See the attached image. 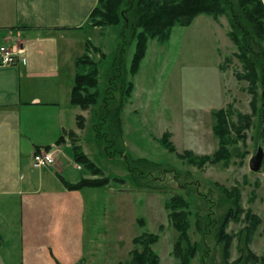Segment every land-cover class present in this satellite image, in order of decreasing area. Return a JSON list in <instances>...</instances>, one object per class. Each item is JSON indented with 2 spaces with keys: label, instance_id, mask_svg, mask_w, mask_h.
<instances>
[{
  "label": "rangeland",
  "instance_id": "1",
  "mask_svg": "<svg viewBox=\"0 0 264 264\" xmlns=\"http://www.w3.org/2000/svg\"><path fill=\"white\" fill-rule=\"evenodd\" d=\"M97 28L86 31L83 39L89 38L97 45L96 48L91 45L89 57L99 61L97 88L103 93L105 72L112 66L119 45V28ZM229 30L225 16L213 19L204 14L197 15L186 27L175 25L166 41L149 39L138 72L129 77L134 89L122 113V148L129 160L144 158L159 163L161 168H175L181 173L177 180L173 177L175 172H155L156 182L149 188H139L123 157L105 155L108 143L103 139L94 142L92 125L96 120L91 111L96 105L88 109L89 120L82 136L85 154L101 168L104 176L123 182L111 180L105 187L83 189L84 249L91 246L89 252L93 255L77 264H126L131 251L141 249L133 238L146 234L158 235V240L151 245L158 264H181V251L179 256L172 252L178 232L168 218L164 202L173 195H181L189 202L187 232L190 242L198 243L201 235L196 230L195 220L199 217L204 221L205 214L211 212L215 217L224 211V207H216L222 190L235 194L242 208L238 219L229 222L224 230L231 237L227 257L224 258L213 236L214 227L208 225L207 219L205 230L209 233L202 248L187 259V264H232L239 258L238 244L243 241L239 242V235L247 225L246 212L259 218L248 247L259 257L264 256V160L258 172L249 168V160L259 146L264 157L263 87L256 83V108L252 111L248 81L236 77L237 73H243V67L234 55L236 48L227 35ZM8 48H14L21 55L19 47ZM133 51L134 42L127 49V67ZM83 68L77 66L80 72ZM219 108L230 112L229 126L240 127L238 133L230 129L233 141L226 147L232 155L217 163L189 164L187 159L179 157L184 150H191L195 155H210L217 149L218 139L212 127L215 124L213 110ZM245 114L250 118L249 126H244ZM166 131L170 133L168 140L173 143L175 152H169L158 141ZM73 141L76 140L70 137L71 145ZM77 168H81V174L70 167L68 170L72 176H84L86 170L82 165Z\"/></svg>",
  "mask_w": 264,
  "mask_h": 264
},
{
  "label": "crops",
  "instance_id": "2",
  "mask_svg": "<svg viewBox=\"0 0 264 264\" xmlns=\"http://www.w3.org/2000/svg\"><path fill=\"white\" fill-rule=\"evenodd\" d=\"M96 3L0 0V45L19 47L24 58L0 64V264H77L93 255L83 241V189L89 187L69 189L63 180L97 177L87 171L72 176L68 167L80 174L81 168L64 135L74 132L87 153L82 136L88 110L70 103V90L76 60L93 43L84 34L98 29L88 24ZM77 115L85 118L83 128ZM52 145L61 150L57 164L33 168L36 149Z\"/></svg>",
  "mask_w": 264,
  "mask_h": 264
},
{
  "label": "trees",
  "instance_id": "3",
  "mask_svg": "<svg viewBox=\"0 0 264 264\" xmlns=\"http://www.w3.org/2000/svg\"><path fill=\"white\" fill-rule=\"evenodd\" d=\"M199 14L210 16L213 19L220 16L227 18L230 26L227 35L236 48L234 55L243 67V73H237L236 77L248 81L247 91L251 95L249 105L252 111L256 108L255 86L257 82L260 83L263 87L261 100L264 106V3L262 0H97L95 7L88 16V24L93 27H118L119 45L114 54L112 66L105 72V88L101 93L97 88L99 61H94L89 57L93 43L87 42L85 52L76 60V65L84 68L83 71L77 70L74 74L73 85L70 90V103L81 110H88L91 109V106L96 105L91 111L96 120V123L92 125L95 141L103 139L108 143L104 150L105 155L123 157L136 185L141 189L149 188L153 181L156 182L155 172H175L177 173L173 175L175 180L180 177L181 173L172 167L161 168L157 165L159 163L144 158L129 160L125 154L120 139L123 131L122 113L134 89V83L129 77L138 72L140 63L145 57L149 39L164 42L168 39L171 29L175 25L186 27ZM132 42H134V51L127 67L125 58L127 49ZM93 47L96 48L97 46L93 45ZM100 56H104L102 51H100ZM228 114L230 112L223 108L213 110L215 124L212 127V132L218 139V145L212 154L195 155L191 150H184L179 154V157L187 159L189 164H197L198 166H202L206 162L217 163L221 160H228L232 154L226 145L233 141L229 136L230 129H233L234 133L240 131V127L238 128L233 124L228 125ZM242 118L245 120L244 126H249V116L245 114ZM76 120L77 127L83 128L84 117L77 115ZM64 135L76 140L71 145L74 162L81 164L86 171L97 176V178H82L75 183L63 180L67 188L102 187L108 185L111 180L123 182L118 178L104 176L101 168L81 150L77 144L79 138L74 132L69 131ZM64 135L57 138L56 144L62 141ZM169 137V132H163L158 141L169 152H175L176 149L173 143L168 140ZM115 146L117 149H108ZM45 148H49V146H45ZM147 177H149L148 181L146 180ZM222 191V198L216 207L222 206L224 211L215 217H212L211 212L207 213L203 217L204 221L199 217L195 220L196 230L201 235L198 243H191L187 232L190 214L189 202L181 195H173L164 202V208L169 212L168 218L178 232L172 252L177 256L179 250L181 251V255H178L181 264H187V259L200 247L202 248L206 235L209 233L205 230L207 219H209L208 225L214 227L213 236L222 248L224 258L227 257L231 237L224 230L229 222L238 219L242 213V208L238 206L235 194H231L227 190ZM245 220L247 225L240 231L241 234L239 235V242L243 240L242 244H238L239 258L232 264L241 261L244 264L248 262L264 264V256L259 257L248 247L252 233L259 223V218L250 212H246ZM157 240L158 235L152 234L133 238V242L140 245L141 249L132 250L131 258L126 264H158V256L151 247Z\"/></svg>",
  "mask_w": 264,
  "mask_h": 264
},
{
  "label": "built area",
  "instance_id": "4",
  "mask_svg": "<svg viewBox=\"0 0 264 264\" xmlns=\"http://www.w3.org/2000/svg\"><path fill=\"white\" fill-rule=\"evenodd\" d=\"M18 53L19 52H16L14 48L0 45V64L12 65L19 61L24 63V58ZM60 153L61 150L57 145L38 149L32 155L31 166L36 169L53 166Z\"/></svg>",
  "mask_w": 264,
  "mask_h": 264
},
{
  "label": "water",
  "instance_id": "5",
  "mask_svg": "<svg viewBox=\"0 0 264 264\" xmlns=\"http://www.w3.org/2000/svg\"><path fill=\"white\" fill-rule=\"evenodd\" d=\"M263 149L259 146L255 154L249 160V168L253 172H258L263 164Z\"/></svg>",
  "mask_w": 264,
  "mask_h": 264
},
{
  "label": "flooded vegetation",
  "instance_id": "6",
  "mask_svg": "<svg viewBox=\"0 0 264 264\" xmlns=\"http://www.w3.org/2000/svg\"><path fill=\"white\" fill-rule=\"evenodd\" d=\"M264 160V159H263Z\"/></svg>",
  "mask_w": 264,
  "mask_h": 264
}]
</instances>
